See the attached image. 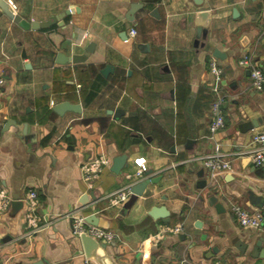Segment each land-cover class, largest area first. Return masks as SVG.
<instances>
[{
	"label": "crops",
	"instance_id": "crops-1",
	"mask_svg": "<svg viewBox=\"0 0 264 264\" xmlns=\"http://www.w3.org/2000/svg\"><path fill=\"white\" fill-rule=\"evenodd\" d=\"M6 1L29 21L60 16L47 27L25 28L0 7V190L24 200L17 210H0V264H96L73 232L72 214L87 215V206L99 226L118 234L104 240L112 264H264V225L243 226L231 209L236 202L264 211L249 200L251 190L264 195V164L246 152L264 127V88L255 89L250 68L239 63L251 55L264 70V0ZM133 2L142 6L131 20ZM202 9L211 21L198 33ZM91 42L84 59L59 61L61 52L85 54ZM212 60L223 69L226 95V124L213 135ZM63 101L80 111L58 113ZM251 119L260 125L243 132L240 124ZM211 152L231 162L215 179L200 158ZM100 153L110 163L89 188L82 166ZM117 155L127 158L120 172L112 170ZM139 157L146 170L137 177ZM146 178L142 194L108 201L115 189ZM34 188L49 223L30 236L25 198ZM162 205L168 222L183 221L184 230L140 250L165 222L151 214Z\"/></svg>",
	"mask_w": 264,
	"mask_h": 264
},
{
	"label": "built area",
	"instance_id": "built-area-1",
	"mask_svg": "<svg viewBox=\"0 0 264 264\" xmlns=\"http://www.w3.org/2000/svg\"><path fill=\"white\" fill-rule=\"evenodd\" d=\"M9 6L13 11L17 10V4L13 1H9ZM137 34V29L131 27L129 30V35L131 37ZM243 66L250 68L251 84L255 89L264 88V70L263 68L255 62L253 57L250 55H245L239 61ZM210 69L213 75L211 81V87L214 92V99L211 103L212 120L210 122V133L213 135L218 130L225 127L226 119L223 109V104L225 102V93L221 90L220 79L222 76L223 69L215 60L210 63ZM3 79L0 78V83ZM252 141L254 146L248 149L247 156L256 165L264 164V127L256 130L253 133ZM201 161L203 165L209 169L213 179L220 171H226L231 169V162L229 159L223 156L220 152H211L202 155ZM110 159L105 153H100L99 155L88 159L84 162L83 169V180L85 184L92 188L97 179L101 176L104 168L109 165ZM137 169L135 176L140 177L146 170L144 157H139L136 159ZM132 175H129L131 177ZM133 182L129 181L123 186L115 189L108 195H106L108 201L111 205H118L124 203L133 193ZM12 196L8 194L5 190H0V210H6L10 207L12 202ZM40 197L39 192L34 188L30 189L25 198L26 205V223H27V235H35L40 232L49 221L46 219L45 215L40 211ZM232 211L237 215L238 220L241 225L251 228H260L264 225V211L260 208H249L240 203L233 202L231 204ZM73 218V232L76 235H81L87 233L97 240H113L116 239L118 234L111 229L95 225L87 221L86 215L84 214H72ZM184 230L183 221L177 222H164L159 224L157 231L149 234L144 238L140 245V250H144L147 245H156L161 240H163L169 234H179Z\"/></svg>",
	"mask_w": 264,
	"mask_h": 264
},
{
	"label": "water",
	"instance_id": "water-1",
	"mask_svg": "<svg viewBox=\"0 0 264 264\" xmlns=\"http://www.w3.org/2000/svg\"><path fill=\"white\" fill-rule=\"evenodd\" d=\"M194 1L197 4H201L203 2V0H194ZM141 6H142V3L133 2L131 4L130 9L128 10L127 18L131 19V20L134 19V14H135L136 10ZM0 7L3 9V11H5V13H7V15H9L13 20L20 23L25 28L47 27L54 22H59L58 17L60 15H54L51 17V19H48V20H42V21L32 20V21H29V20L23 18L21 14L17 13L16 11H13L10 8L9 3L6 0H0ZM72 10H73V7L67 9L65 13H70ZM210 21H211V11L209 9H202V10L197 11L196 22L198 24V33L202 32V30L205 27H208V25L210 24ZM93 46H94V43L91 42L87 46L85 54L75 53V54H72L71 56H69V55H65L64 53L61 52V53H59V58H60L59 61L60 62H66L69 60H72L73 62L80 61V60L84 59L91 51H93V49H94ZM214 55L217 57H220V58L225 57V53L218 48H216L214 50ZM109 69H110V66L107 65L103 69V71L107 72ZM54 109L58 113L62 114V113H64L65 110H68V109L74 110V111H80V105L75 104V103H70L69 101H63V102H60L57 105H55ZM110 112L117 115L119 112V109L115 110V111L110 110ZM9 123H10V121L7 122L6 127L9 125ZM259 125H260V122L258 119H251L248 121H242V123L240 124V129L243 132H246L250 129H254L255 127H257ZM126 159L127 158L125 157V155H117L113 160L112 170L115 172H120L121 168L124 165H127ZM149 172L150 171H147L146 173H149ZM148 182H150V178L143 179L141 182H139L138 184H135L132 187L133 191H135L139 194H142V190H143V188H145V186L147 185ZM92 197L94 198L95 195L92 194ZM249 200H250V204H253V205H256L259 207L264 206V195L256 194L253 190H251L249 193ZM82 202L85 203L87 201L82 200ZM210 202L212 204H214L219 211L224 210L223 205L217 201V198L215 196L211 197ZM11 204H12V208L17 210L20 207H23L24 200L15 196L12 199ZM85 212L87 214L86 215L87 221H89L90 223L95 224V225H100V223H101L100 217L96 213L92 212L91 206H87L85 208ZM151 214L154 217L163 218L165 222L170 221L169 210L167 209V207L165 205L154 206L152 208ZM78 237H79L81 244H82L81 253H84L87 258L95 261L96 264H110V262L112 264L111 256L109 255V253L105 249L104 243L106 241L97 240L96 238H94L93 236H91L87 233H83V234L79 235ZM260 243H261L260 241H257V245H256L255 249L259 246ZM242 245L245 246L244 243ZM262 256L264 257V254ZM36 264H44V261H38V263H36Z\"/></svg>",
	"mask_w": 264,
	"mask_h": 264
}]
</instances>
